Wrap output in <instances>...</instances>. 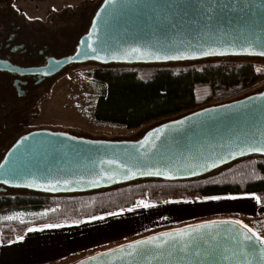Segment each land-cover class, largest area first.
Returning <instances> with one entry per match:
<instances>
[{"label": "water", "instance_id": "1", "mask_svg": "<svg viewBox=\"0 0 264 264\" xmlns=\"http://www.w3.org/2000/svg\"><path fill=\"white\" fill-rule=\"evenodd\" d=\"M91 45V48L89 47ZM96 51L93 52L92 49ZM132 48L152 55L131 53ZM214 48L224 55L203 56ZM264 51V0H102L90 25L80 36L70 57L54 60V71L68 62L108 64H162L228 55H247ZM183 53L188 59H165ZM161 58L157 59L156 55ZM183 121V123H178ZM27 137V139H24ZM264 137V87L255 94L209 105L144 129L135 139H92L61 131H34L19 138L0 162V183L17 189L41 193L89 191L144 177L181 179L209 172L242 157L240 146L259 143ZM231 153V155H230ZM258 152H248L247 155ZM264 154V153H261ZM246 156V155H244ZM225 163H221V160ZM114 161V163H109ZM212 161L218 165L205 170L198 165ZM193 168L196 175L192 174ZM131 170V171H129ZM151 170L159 175H145ZM16 171L15 179L9 175ZM112 175V179L107 176ZM70 181L65 184L64 181ZM95 180L96 183L90 181ZM29 181L36 186L24 187ZM59 181V183H57ZM55 187H49V183ZM227 220V219H224ZM220 221V220H209ZM196 222L159 230L110 249L86 256L72 264H186L175 257L157 255L148 246L143 256L129 257L121 246L163 232L197 225ZM220 225L217 241L232 251L238 248L227 239ZM243 231V230H241ZM213 241L212 243H216ZM207 247L201 244V248ZM257 243L255 253L232 257L223 264H262ZM197 264L203 257H190ZM206 264V262H205Z\"/></svg>", "mask_w": 264, "mask_h": 264}, {"label": "trees", "instance_id": "2", "mask_svg": "<svg viewBox=\"0 0 264 264\" xmlns=\"http://www.w3.org/2000/svg\"><path fill=\"white\" fill-rule=\"evenodd\" d=\"M215 58L198 59L207 61L180 67L166 64L97 63L102 68L96 69L94 76L101 85V92L95 102L94 117L99 122L135 128L161 117L175 115V118L200 109L198 107L202 98L197 95V90L201 86L208 90L205 96L217 94L221 99H229L227 101L258 93L264 87L263 85L249 94L244 93L257 84L260 75L255 64L250 61L251 57L239 55ZM153 65L156 66L152 67ZM79 136L89 137L86 134ZM17 190L37 194V197L8 199L0 204V212L42 208L51 210L31 220L12 219L0 222L1 243L20 237L30 226L75 223L127 209L140 201L159 203L253 193L258 198L257 211L263 213L264 154L252 153L238 157L209 172L188 178L144 177L110 187L57 194ZM167 228L171 227L144 231L134 238Z\"/></svg>", "mask_w": 264, "mask_h": 264}, {"label": "rangeland", "instance_id": "3", "mask_svg": "<svg viewBox=\"0 0 264 264\" xmlns=\"http://www.w3.org/2000/svg\"><path fill=\"white\" fill-rule=\"evenodd\" d=\"M102 0H16V5L21 6L30 14H41L50 5L60 6L80 5V20L75 24L77 30L74 39L85 33L90 25L91 19ZM239 55H228L227 57H238ZM226 57V56H225ZM251 62L260 73L257 84L246 90L249 94L264 85V56H249ZM209 59H216L209 57ZM207 60H182L162 63L172 67L186 66L193 63H201ZM153 65L152 67H155ZM102 65L95 62L78 64L61 72L54 78L51 89L39 101L36 109V121L41 125H47L53 131H61L73 136L86 134L92 139H126L133 138L154 124L173 118L175 115L161 117L146 122L135 128H128L120 124L99 122L94 117V106L98 95L101 92V85L96 81L94 71L101 69ZM205 86L199 87L197 95L202 98L199 107L228 102L229 99H221L217 94L205 96ZM37 194L21 191H8L0 193V204L11 198L30 199L37 197ZM211 197V196H210ZM220 197H226L221 195ZM208 197L192 200H168L159 203H149L154 207L144 208L139 205L127 209L106 213L100 219V228L104 229L105 239L108 245L128 242L135 239V235L144 231H152L161 227H178L186 224L209 221V220H240L248 225L262 238H264V215H244L233 211L226 205L228 199L210 200ZM187 201V203H185ZM145 202V201H144ZM148 203V202H146ZM131 209V211L129 210ZM50 208L40 210H10L0 212V222L17 219L31 220L45 215ZM142 210L146 214L139 215L136 212ZM94 216V217H99ZM92 218V217H91ZM235 218V219H233ZM158 231V230H157ZM155 232V231H154ZM153 233V232H152ZM104 239V240H105Z\"/></svg>", "mask_w": 264, "mask_h": 264}, {"label": "flooded vegetation", "instance_id": "4", "mask_svg": "<svg viewBox=\"0 0 264 264\" xmlns=\"http://www.w3.org/2000/svg\"><path fill=\"white\" fill-rule=\"evenodd\" d=\"M79 4L50 5L41 14H30L16 0H0V162L19 138L34 131H53L37 123L36 109L54 78L80 64L68 62L56 71L53 65L77 48ZM16 190L0 183V193Z\"/></svg>", "mask_w": 264, "mask_h": 264}, {"label": "snow or ice", "instance_id": "5", "mask_svg": "<svg viewBox=\"0 0 264 264\" xmlns=\"http://www.w3.org/2000/svg\"><path fill=\"white\" fill-rule=\"evenodd\" d=\"M91 48V45H89ZM93 52L96 50L93 48ZM244 52L248 54H257L264 56V51L258 53H252L250 48H245ZM139 53L141 55H152L153 53L144 51L141 52L139 48H132L130 53ZM224 52L217 51L214 48H210L206 51H202L201 55L203 56H211V55H224ZM157 59L161 57L157 54ZM165 59H188L194 58L184 55L183 53H179L177 55L165 56ZM8 71L15 72V68L6 69ZM178 123H183V121H179ZM24 139H27L25 137ZM248 152H258L264 153V137H262L259 143H246L243 146H240L239 154L241 156L247 155ZM231 155V153H230ZM235 159V156H233ZM225 160H221V163H225ZM109 163H114V161H109ZM199 167L208 170L210 167L215 168L218 165L215 161H212L211 164L205 162L198 165ZM3 165H0L2 168ZM131 171V170H129ZM145 175H159L160 172H152L151 170L144 173ZM192 174L196 175L195 169L193 168ZM13 179L19 176V173L16 171H12L9 173ZM108 179H112V175L107 176ZM70 181H64L65 184ZM91 183H96L95 180L90 181ZM59 183V181H57ZM24 187H34L36 186L35 181H29L23 185ZM49 187H55L54 184L49 183ZM207 199L210 200H221V199H237L235 196L230 197H220V196H211ZM258 200V198H257ZM187 203V201H185ZM139 205L144 208L154 207V205L146 203L144 201H140ZM131 211V209H129ZM220 225H236L238 229L236 232H232L231 229H227L228 233L227 239H229L234 245L237 246V251H232V256L227 255L229 251L228 248L222 247V245L217 241V238L222 234L219 230ZM48 227H54V225H48ZM243 230V231H241ZM29 232L39 231V229L29 228ZM22 239V238H21ZM213 241H217L216 243H212ZM257 243L261 246H264V238H262L257 232H255L252 228L248 227V225L243 224L240 220H220V221H207L197 225H189L185 228L176 229L170 232L160 233L158 236H151L147 239L134 241L127 246H121L120 251L123 252L126 256L135 257V256H143L145 255L148 246L160 250L157 255H167L168 257H175L176 254H182L179 256L180 260H184L186 264H192L190 257L195 254L196 257H203L201 261H198L197 264H223L224 261H230L232 257L243 255L245 258L249 255V252L255 253ZM201 244L207 245V247L201 248ZM245 248L249 250V252L245 251ZM259 258L262 264H264V247L259 249ZM248 264H251L248 261Z\"/></svg>", "mask_w": 264, "mask_h": 264}, {"label": "crops", "instance_id": "6", "mask_svg": "<svg viewBox=\"0 0 264 264\" xmlns=\"http://www.w3.org/2000/svg\"><path fill=\"white\" fill-rule=\"evenodd\" d=\"M225 196L237 197L228 199L226 205L238 214L264 215V212L257 211V198L253 193ZM136 213L146 214L142 210ZM101 217H90L75 223L30 226L20 237L6 243L0 242V264H72L86 256L125 243L107 244L105 231L99 225ZM29 228L39 231L29 232Z\"/></svg>", "mask_w": 264, "mask_h": 264}]
</instances>
